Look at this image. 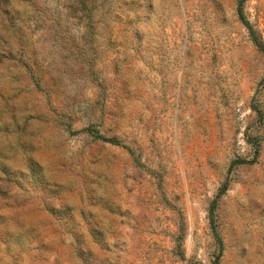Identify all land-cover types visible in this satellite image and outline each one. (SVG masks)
<instances>
[{
	"label": "rangeland",
	"instance_id": "374dc122",
	"mask_svg": "<svg viewBox=\"0 0 264 264\" xmlns=\"http://www.w3.org/2000/svg\"><path fill=\"white\" fill-rule=\"evenodd\" d=\"M239 1L0 0V264H264ZM244 16L264 45V0Z\"/></svg>",
	"mask_w": 264,
	"mask_h": 264
},
{
	"label": "trees",
	"instance_id": "16d2710c",
	"mask_svg": "<svg viewBox=\"0 0 264 264\" xmlns=\"http://www.w3.org/2000/svg\"><path fill=\"white\" fill-rule=\"evenodd\" d=\"M247 1L248 0H240L238 2V6H237L238 16H239L240 21L243 23V25L249 31L250 36H251L252 41L255 44V46L264 54L263 43L258 40V38L255 35V32L253 31L252 26L250 25V23L246 20V18L244 16V5ZM80 133H86V134L90 135L91 137H93L97 141L109 142V143H112L114 145H117L116 143L109 141L105 136H103L94 127H89L87 129L81 131ZM244 164H252V163L246 161L245 159H240L239 161H237V165H244ZM226 192H227V185H224L223 188L220 190L219 194L216 196V198L211 203L210 208H209V221L211 223V229L213 231L214 238H215L216 243H217L220 250H222V240L219 236L217 226H216V211L218 209L220 199L226 194ZM213 264H219L218 260H216Z\"/></svg>",
	"mask_w": 264,
	"mask_h": 264
}]
</instances>
